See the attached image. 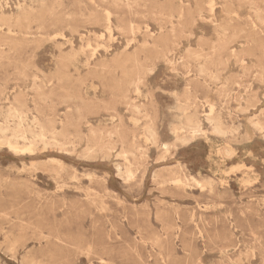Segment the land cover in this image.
<instances>
[{
    "label": "rangeland",
    "instance_id": "1",
    "mask_svg": "<svg viewBox=\"0 0 264 264\" xmlns=\"http://www.w3.org/2000/svg\"><path fill=\"white\" fill-rule=\"evenodd\" d=\"M0 264H264V0H0Z\"/></svg>",
    "mask_w": 264,
    "mask_h": 264
},
{
    "label": "bare ground",
    "instance_id": "2",
    "mask_svg": "<svg viewBox=\"0 0 264 264\" xmlns=\"http://www.w3.org/2000/svg\"><path fill=\"white\" fill-rule=\"evenodd\" d=\"M133 33V32H132ZM175 36V35H174ZM205 68V67H204ZM206 70V69H205ZM209 73V72H208ZM211 76V75H210ZM135 108H137V107H135ZM138 109V108H137ZM196 119V118H195ZM7 145H8V147L12 150H20V148L19 147H17V146H15V145H13L11 142H8L7 143ZM210 153V152H209Z\"/></svg>",
    "mask_w": 264,
    "mask_h": 264
}]
</instances>
